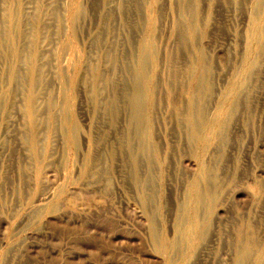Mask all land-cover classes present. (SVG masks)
Wrapping results in <instances>:
<instances>
[{
  "label": "rangeland",
  "instance_id": "374dc122",
  "mask_svg": "<svg viewBox=\"0 0 264 264\" xmlns=\"http://www.w3.org/2000/svg\"><path fill=\"white\" fill-rule=\"evenodd\" d=\"M20 2L46 54L45 130L33 150L25 83L18 121H0V264H264V0Z\"/></svg>",
  "mask_w": 264,
  "mask_h": 264
},
{
  "label": "bare ground",
  "instance_id": "6f19581e",
  "mask_svg": "<svg viewBox=\"0 0 264 264\" xmlns=\"http://www.w3.org/2000/svg\"><path fill=\"white\" fill-rule=\"evenodd\" d=\"M10 1V0H9ZM24 2V1H22ZM20 2V0H14L13 1V4L11 5V10L9 12H5V19H3L2 21H0V49L1 51L3 50V54L0 53V62H2L0 65L2 64H5L7 65V63L9 62L10 64L9 65V69L7 68L5 70V72L2 73V77L0 78V86H1V90H0V121L1 119L5 118L4 120L7 122H5V132L9 133V130L8 128L12 126V124H16V121L17 118H16V113L18 110H20V106L21 104L23 103V96L25 93V91H27L28 93V97H27V110H28V113H29V124H30V128H29V131L27 133H29L30 135V138L33 142V150L35 151H39V147H40V140H39V134L41 133V131L45 130V129H42L41 131L39 130V123H40V116H38V96L40 95L39 94V89L38 88V85L40 83V80H42V78H40L41 76V73L43 71H45V67L43 65H39L37 64V62H39L41 60V63L43 61V59L46 61V57L44 54H41V56H39V52H42V51H39L36 49V44H37V37L39 36V34L36 33L35 31V28L33 29H29L30 28V24H27V21L25 20V17L23 18L22 17V10L20 9L19 7V4L22 3ZM26 3V2H25ZM95 3V2H94ZM8 4V3H7ZM190 4V3H189ZM24 5V4H23ZM25 6V5H24ZM50 6V5H48ZM7 7V6H6ZM22 7V6H21ZM26 7V6H25ZM27 8V7H26ZM72 8V7H71ZM26 11V10H25ZM72 11V10H71ZM45 12V10L43 11ZM29 14V13H28ZM34 15V14H33ZM40 15V14H39ZM140 15V14H139ZM36 16V15H35ZM38 16V15H37ZM36 16V17H37ZM44 16V15H42ZM23 18V19H22ZM34 18V17H33ZM46 18V17H45ZM1 19V18H0ZM35 19V18H34ZM48 19V18H46ZM44 19V20H46ZM50 20V19H49ZM35 21L36 20H33L32 23L35 24ZM29 22V21H28ZM31 22V21H30ZM39 23H41V21H39ZM47 24V23H46ZM45 24V25H46ZM76 24V23H75ZM48 25V24H47ZM29 26V28H28ZM50 27V26H48ZM74 25H71V28H73ZM43 29V27L41 26L37 28V32L38 33H41V30ZM180 29V28H179ZM30 31V32H29ZM48 31V30H47ZM60 31V30H59ZM45 33V32H44ZM49 33V32H48ZM47 33V34H48ZM187 33V32H186ZM62 34V33H61ZM69 34V33H68ZM38 35V36H37ZM45 35V34H44ZM51 35V34H50ZM131 35V34H130ZM134 35V34H133ZM101 36V35H100ZM182 36V35H181ZM46 37V36H45ZM58 37V35H57ZM39 38V37H38ZM42 38V37H40ZM51 38V37H50ZM60 38V37H59ZM58 38V39H59ZM54 39V38H53ZM62 39V38H61ZM46 40V39H45ZM57 40V38H56ZM44 41V39H43ZM42 41V42H43ZM64 41V40H63ZM61 40L59 39V44H60ZM41 43V42H40ZM49 43H51L49 41ZM63 43V42H61ZM45 46V45H44ZM43 46V47H44ZM48 46V45H47ZM52 46V45H51ZM120 46V45H119ZM41 47V45H40ZM46 47V46H45ZM54 47V46H53ZM52 47V48H53ZM59 47V46H58ZM240 47V46H239ZM264 47V46H263ZM51 48V47H50ZM49 48V49H50ZM45 49V48H43ZM55 49V48H54ZM117 49V48H116ZM128 49V48H127ZM133 49V48H132ZM47 50V48H46ZM58 51V49H56ZM44 53V52H43ZM50 53V52H49ZM57 53V52H56ZM123 54V53H122ZM129 54V53H128ZM50 55V54H49ZM60 55V54H58ZM108 55V54H107ZM61 56V55H60ZM60 56L57 57L60 59ZM109 56L112 58V60L114 62H116L117 58L113 55V54H109ZM41 57V59H39ZM53 57V56H52ZM122 57H125V56H122ZM137 57V56H136ZM147 57V56H146ZM56 58V57H55ZM51 59V58H50ZM99 59V58H98ZM103 59V58H102ZM67 60V59H66ZM49 61V60H48ZM101 61V60H100ZM103 61V60H102ZM106 61H108L106 59ZM120 61V60H119ZM131 61V60H130ZM47 62V61H46ZM58 62V60L56 61ZM64 62V61H63ZM87 62V61H86ZM105 62V61H104ZM113 62V63H114ZM204 62V61H203ZM49 63H51L49 61ZM110 63V61H109ZM145 62H142L141 66H142V69L145 67ZM206 64V63H205ZM51 65V64H50ZM58 65V64H57ZM87 65V64H86ZM95 65V64H94ZM101 64H99L100 66ZM112 65V63H111ZM208 65V64H207ZM3 66V65H2ZM101 67V66H100ZM205 70H207L206 66L203 67ZM202 68V69H203ZM0 69H1V66H0ZM5 69V68H4ZM24 69H28L29 70V75H30V78H26L24 77V74H23V70ZM60 69V68H59ZM63 69V68H62ZM93 71H92V77L98 82V85L97 88L94 89V92L97 93V96L99 97L100 101L98 103H100L101 106H106L107 105V108L110 112H112V115H113V120H118L120 117V109H119V106L118 104L120 103V96L117 92V88L116 86L114 85L113 82H111L109 80V86L111 88H109L108 90L110 91V95L112 96V101L113 103H109L107 104L104 100V96L106 95V88L102 86V83L103 81L105 82L106 81V77L104 76V73L103 71L101 70V72H98L99 71V67H98V63L93 66ZM111 69V68H110ZM133 69V68H132ZM64 70V69H63ZM128 70V69H127ZM123 71V70H122ZM1 72V71H0ZM51 72V71H50ZM129 72V71H128ZM46 73V72H45ZM89 73V72H88ZM134 73V72H133ZM138 73V71H137ZM142 73V72H141ZM144 73V72H143ZM5 74H6V77H5ZM85 74V73H84ZM201 75V74H200ZM139 75H136V77H134V80H135V88L133 89V92L132 90L128 91L127 95H129L130 93V98H129V103H130V106H131V116H132V122H135V121H139L140 120V117H141V104L139 102V98H138V89H141V83H140V78H138ZM4 77V78H3ZM48 77V76H47ZM126 77V76H125ZM205 77V76H204ZM66 78V77H65ZM199 78V77H198ZM201 78V77H200ZM199 78V80H200ZM142 79V78H141ZM123 80V79H122ZM198 80V82H200ZM43 81V80H42ZM69 82V81H68ZM91 82V81H90ZM129 82V81H128ZM28 85V87L26 86V84ZM42 83V82H41ZM45 83V82H44ZM48 83V82H47ZM95 83V82H94ZM43 84V83H42ZM70 84V83H69ZM76 84V83H75ZM11 85V87L9 86ZM28 88L26 89L25 91L23 90V88L25 86ZM45 85V84H43ZM68 85V84H67ZM42 86V85H41ZM39 85V87H41ZM51 86V84H50ZM69 86V85H68ZM120 86V85H119ZM118 86V87H119ZM126 86V84H125ZM201 86V83L200 85ZM61 88V86H59ZM123 87V86H122ZM121 87V88H122ZM205 87V86H204ZM53 89V87H51ZM71 88V85L69 87V89ZM124 88V87H123ZM126 88V87H125ZM196 88V86H195ZM198 88V87H197ZM195 89V90H198V89ZM49 89V88H48ZM91 90V89H90ZM45 91V90H44ZM199 91V90H198ZM61 92V91H60ZM93 92V93H94ZM40 93H42L40 91ZM108 93V92H107ZM158 93V92H157ZM194 93V92H193ZM191 93V94H193ZM197 93V92H196ZM195 93V94H196ZM26 94V95H27ZM51 95V94H50ZM60 95V94H59ZM96 95V94H94ZM45 96V95H43ZM110 96V97H111ZM47 97V96H46ZM96 97V96H95ZM142 97V96H141ZM193 97V96H192ZM45 98V97H44ZM53 98H56V97H53ZM52 98V99H53ZM68 98V97H67ZM107 98V97H106ZM195 98V97H194ZM43 99V98H42ZM48 99V98H47ZM94 99V98H93ZM55 100V99H54ZM95 100V99H94ZM110 100V99H109ZM65 101V100H64ZM98 101V100H97ZM22 102V103H21ZM54 102V101H53ZM56 102V101H55ZM54 102V103H55ZM110 102V101H109ZM57 103H60L59 101ZM143 103V102H142ZM95 104V103H94ZM39 106V105H38ZM41 106V104H40ZM46 107V106H44ZM95 107V106H93ZM98 107V106H97ZM100 107V106H99ZM98 107V108H99ZM234 107V106H233ZM24 108V106H23ZM96 108V107H95ZM101 108V107H100ZM53 109V108H52ZM97 109V108H96ZM102 109V108H101ZM104 109V107H103ZM196 109V108H195ZM22 110V109H21ZM95 110V109H94ZM99 110V109H98ZM26 111V110H24ZM44 111V110H43ZM57 111V110H56ZM107 111V110H106ZM19 112V111H18ZM27 112V111H26ZM57 113V112H56ZM98 113V112H97ZM102 113V112H101ZM108 113V111H107ZM20 114V112H19ZM45 114V112H44ZM103 114V113H102ZM106 114V112H105ZM21 115V114H20ZM46 115H48V113H46ZM107 115V114H106ZM49 116V115H48ZM52 116V115H51ZM56 116V115H55ZM55 116L53 118H55ZM18 117V116H17ZM24 117V116H23ZM21 118V117H20ZM52 118V119H53ZM24 119V118H23ZM26 120V119H24ZM45 120V118H44ZM66 120V119H65ZM130 120V119H129ZM14 122V123H13ZM20 122V124H19ZM18 122V125L19 126H16L15 128L18 130L20 125H21V121ZM39 122V123H38ZM45 122V121H44ZM56 123V121H54ZM53 122V123H54ZM67 122V121H66ZM27 123V122H26ZM199 123V122H198ZM203 123V122H202ZM133 124V123H132ZM66 125V124H65ZM67 125L69 127H67ZM66 125V134L68 136H70L71 138L74 139V144L75 146L77 145V142H79V136H80V128H78L75 124L72 125L71 123ZM23 126V124H22ZM50 126V125H49ZM56 126V125H55ZM27 127V126H26ZM46 127V126H45ZM54 127V126H53ZM52 128V127H51ZM57 129V128H56ZM59 129V128H58ZM132 129V128H131ZM20 130V129H19ZM47 130V129H46ZM53 130V129H52ZM52 130L50 132H52ZM60 130V129H59ZM58 130V131H59ZM24 131V130H23ZM22 131V133H23ZM4 132V133H5ZM21 132V131H19ZM47 133V132H46ZM54 133V132H53ZM53 133H51L53 135ZM18 135V131H16V138L19 137L17 136ZM24 135V133H23ZM60 135V134H59ZM131 135V134H130ZM14 136V137H15ZM41 136V135H40ZM47 136V134H46ZM125 136V135H124ZM154 136V135H153ZM24 137V136H23ZM41 137H44V136H41ZM51 137V136H50ZM53 137V136H52ZM16 138H13L12 141H11V144H14L16 145L15 143L17 141H15ZM25 138V137H24ZM41 139V138H40ZM47 139V137H46ZM53 139V138H52ZM51 139V140H52ZM30 141V140H29ZM50 141V140H49ZM54 141V140H52ZM7 142V141H6ZM31 142V141H30ZM43 142V141H42ZM41 142V143H42ZM129 143H131V139H129ZM21 144V143H20ZM18 145V144H17ZM42 145V144H41ZM160 145V144H159ZM43 146V145H42ZM41 146V149H46L45 147H42ZM45 146V144H44ZM14 147V146H13ZM32 148V147H30ZM11 149V148H10ZM43 149V150H44ZM11 151V150H10ZM17 148L14 147L12 148V152L13 154L15 152H17ZM45 151V150H44ZM43 151V152H44ZM11 152V154H12ZM113 152V151H112ZM135 153V152H134ZM116 154V153H115ZM16 155V154H14ZM105 155V154H104ZM114 155V154H113ZM117 155V154H116ZM139 155V154H138ZM35 156V154H34ZM33 157V156H32ZM15 158V157H14ZM35 158V157H34ZM37 158V157H36ZM105 158V157H104ZM139 158V157H138ZM106 159V158H105ZM38 160H41V159H37ZM103 160V159H102ZM15 161V159H14ZM139 161V160H138ZM137 161V162H138ZM16 162V161H15ZM14 162V163H15ZM18 163V162H17ZM19 164V163H18ZM103 164V163H101ZM21 165V164H20ZM23 166V165H22ZM17 167V166H16ZM19 168V167H18ZM17 171V170H16ZM19 171V170H18ZM20 172V171H19ZM221 173V172H220ZM20 174V173H19ZM212 184V183H211ZM211 192V191H209ZM48 196V195H47ZM149 196V195H148ZM41 198V197H40ZM45 199V197H44ZM40 200V199H39ZM38 201V200H37ZM247 252V251H246ZM248 253V252H247ZM245 254V253H244ZM247 254H245V257H246Z\"/></svg>",
  "mask_w": 264,
  "mask_h": 264
}]
</instances>
